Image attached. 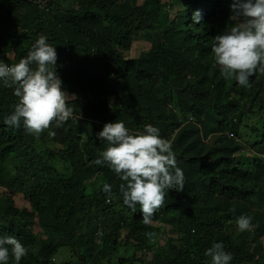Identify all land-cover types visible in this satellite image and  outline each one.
<instances>
[{
    "label": "trees",
    "instance_id": "trees-1",
    "mask_svg": "<svg viewBox=\"0 0 264 264\" xmlns=\"http://www.w3.org/2000/svg\"><path fill=\"white\" fill-rule=\"evenodd\" d=\"M230 3L55 0L45 17L26 0H0V63H17L46 36L74 113L39 137L9 127L18 98L0 81V236L29 249L19 264H211L204 253L214 243L232 254L230 264H260L253 243L264 237V214L253 206L264 205V73L241 86L215 63L212 38L235 23ZM140 34L148 51L127 56ZM117 120L133 133L157 127L184 172V191L166 190L150 225L139 205L123 204V181L92 163L107 147L96 134ZM241 215L253 233L234 229Z\"/></svg>",
    "mask_w": 264,
    "mask_h": 264
},
{
    "label": "clouds",
    "instance_id": "clouds-1",
    "mask_svg": "<svg viewBox=\"0 0 264 264\" xmlns=\"http://www.w3.org/2000/svg\"><path fill=\"white\" fill-rule=\"evenodd\" d=\"M26 1L46 17L47 4L55 0ZM229 7L235 23L212 38L211 51L225 79L234 78L239 85L248 86L257 71L264 73V0H231ZM200 19L199 12L194 13L193 23H199ZM57 58L56 47L41 35L25 58L12 65L0 63V81L13 88V94L18 98L14 111L5 118L6 125L23 126L28 134L39 137L53 123L59 127L73 117V109L68 106L72 97L64 90L56 72ZM83 116L84 111H81L78 117ZM226 136L236 139L232 132H227ZM96 137L106 142L107 147L92 163L106 165L123 181L119 186L123 204L133 211L139 205L143 223L150 225L154 214L164 206L166 190L184 191V172L177 166L171 142L162 138L159 129L151 124L145 125L143 131L133 133L118 120L105 123ZM213 137L205 142H210ZM102 190L110 199L112 186L104 184ZM251 221L248 215L239 216L237 229L253 233ZM146 236L152 242L155 233L149 232ZM96 242L100 243L98 237ZM260 245L264 249V243ZM28 251L14 236H0V264H8L10 256L19 264ZM204 255L211 258V264H230L233 259L232 254L224 250L223 243H214ZM67 259L68 255L67 258L57 257L59 261ZM262 261L260 264H264V259Z\"/></svg>",
    "mask_w": 264,
    "mask_h": 264
},
{
    "label": "rangeland",
    "instance_id": "rangeland-1",
    "mask_svg": "<svg viewBox=\"0 0 264 264\" xmlns=\"http://www.w3.org/2000/svg\"><path fill=\"white\" fill-rule=\"evenodd\" d=\"M24 11V13H25V10H23ZM145 36H146V34H140L139 36H137L135 39H134V42H133V44H132V46H131V51L128 53V52H125V54L128 56H131V57H134V56H136L140 51H144V52H146V51H148V49H149V44L147 43V41H146V39H145ZM257 87H258V85H257ZM263 95V94H262ZM254 120H256V119H254ZM251 123H253V120H251L248 124L249 125H251ZM85 128H89L90 126H84ZM242 133L245 135L246 134V136L248 137V139L251 141H254V140H256L257 139V137L251 132V130L250 129H244L243 131H242ZM257 134H261V132H258ZM247 137H245V138H243V140L244 141H246L247 140ZM52 140L49 142V145H52ZM176 154H177V156L179 157V158H184L185 157V154L183 153V152H179V151H176L175 152ZM89 187V189H93L94 188V186H91V185H89L88 186ZM15 204H16V206L17 207H24V206H26L27 205V202L25 201V199L23 198V195L22 194H19V195H17L16 197H15ZM253 209L256 211V212H259V213H263L264 214V205H261V206H253ZM234 229H237V227L236 226H234ZM252 237H254V235L252 236ZM264 243V237H263V239L261 240V239H259L257 242H254L253 243V245H254V248L256 249V253H258V254H263L264 253V249L261 247V248H259V246H261L260 245V243ZM62 257H64V258H67V254L65 253V254H63L62 255ZM263 260V258L262 259H260V261L259 262H261ZM262 263H263V261H262Z\"/></svg>",
    "mask_w": 264,
    "mask_h": 264
},
{
    "label": "built area",
    "instance_id": "built-area-1",
    "mask_svg": "<svg viewBox=\"0 0 264 264\" xmlns=\"http://www.w3.org/2000/svg\"><path fill=\"white\" fill-rule=\"evenodd\" d=\"M31 1V0H30Z\"/></svg>",
    "mask_w": 264,
    "mask_h": 264
}]
</instances>
